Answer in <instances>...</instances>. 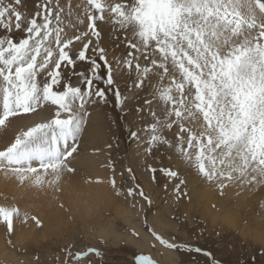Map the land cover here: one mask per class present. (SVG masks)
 I'll list each match as a JSON object with an SVG mask.
<instances>
[{"label": "snow or ice", "instance_id": "snow-or-ice-1", "mask_svg": "<svg viewBox=\"0 0 264 264\" xmlns=\"http://www.w3.org/2000/svg\"><path fill=\"white\" fill-rule=\"evenodd\" d=\"M21 6L22 0H0V28L8 33L0 36V128L29 116L40 122L21 128L0 150V171L6 176L21 183L34 180L37 186L58 185L65 174L77 171L86 125L93 127L89 108L107 104L109 89H114L117 106L150 89L136 108L150 120L130 130L146 155L174 152L221 194L230 185L246 190L264 186V0H82L75 5L68 0L66 6L60 0H40L30 18ZM102 24L115 29L116 47L126 49L113 62L101 46ZM13 29L23 32L22 38L16 40ZM83 61L90 74L76 71ZM102 67L106 88L94 84L102 79ZM125 71L135 73L128 86L131 95H122L116 84V75ZM72 75L78 77L76 83ZM112 150L113 142L106 141L95 154L108 155L112 175L107 183L120 196L126 178L121 173L117 182ZM146 167L155 182L157 168ZM159 171L174 184L177 198L187 196V181L179 171ZM136 195L152 204L139 183L126 190V197ZM21 215L27 222L28 214L18 207L0 206V223L9 234L14 217ZM30 219L42 225L36 216ZM147 231L167 249L186 247L170 243L151 227ZM186 250L201 252L198 247ZM63 251L62 264L101 256L92 247ZM29 264H40L39 257ZM136 264L155 262L139 255Z\"/></svg>", "mask_w": 264, "mask_h": 264}, {"label": "rangeland", "instance_id": "rangeland-1", "mask_svg": "<svg viewBox=\"0 0 264 264\" xmlns=\"http://www.w3.org/2000/svg\"><path fill=\"white\" fill-rule=\"evenodd\" d=\"M39 2L40 0L36 1L32 6L36 7ZM116 2H127V0H116ZM22 7L19 10L23 13L31 9L27 6ZM32 10L36 11V8H32ZM101 29L102 39L106 40L101 39V46L106 47L108 61L113 62L112 57L114 55L122 57L126 49L123 44L116 47L119 41H115L113 37L118 33L110 24H102ZM5 35L8 33L0 28V36ZM11 35L19 40L24 33L13 29ZM88 55L94 54L89 52ZM98 62L103 64L101 61ZM76 71L90 74L89 63L87 61L77 62ZM99 74L102 79L94 81V84L98 88H106L107 86L103 83L105 77L103 67L99 70ZM115 78L122 95H131L128 86L135 79V73L133 72L129 76L125 71L116 75ZM77 80L78 77L72 75V82L76 83ZM149 91L150 89H145L138 96H132L125 105L117 106L114 89H109L107 104L89 108L91 116H94L93 112H100L98 115L101 116L99 120L104 133L102 141H105H100L99 148H103L106 141L113 142L111 159L115 164L117 182L120 183L121 173L126 178L121 195H115L111 186L104 182L99 184H102L107 190V198L101 202L75 206L60 201V206L56 205L55 207L54 204L48 207L49 204H46L42 207V215L48 220V223L44 222L40 227H37L35 222L31 221V224L35 226V230H33L35 233L28 236L23 235V238L18 242L12 238V235L15 234L9 236L6 225H4L3 232L7 236L6 240L10 243L8 249L15 253V258L3 260L0 257V264H20L22 260L24 264H29L36 257H39L40 264H62L65 259L63 250L68 246H71L73 252L87 250L89 247L100 251V257L90 255L79 264H136V257L139 255L149 256L155 264H168L160 261L161 259L156 253L158 252L161 256L163 255L162 251L157 250L152 241L149 242L148 249H141L137 246L140 237L139 235L134 236L132 233L139 232L130 226L125 220L126 217H131L132 221L137 222L139 227L151 238H153L151 233L147 231L149 227L168 239L170 243L186 246L185 248L169 249L175 254L172 257V264H264V186L248 190L250 197L245 202L237 201L232 194L228 195V198L224 195L227 189H224L221 194V190L214 183L205 181L194 169L189 171L188 166L183 164L174 152L161 149L152 155H146L144 145L130 136V130L134 131L150 120L146 114L136 112V108L142 104ZM169 138H172L171 135ZM104 157L106 158H104V162H106L102 164V167L106 170L101 179L107 181L112 175V170L106 166L108 155L104 154ZM147 164L157 168L155 182L151 179L152 174L147 171ZM163 167H171L173 170L179 171L180 178L186 179L187 183L183 186V191L187 192V196L177 198V194L173 191L174 184L159 171ZM128 168L133 169L132 174L127 172ZM131 175H135L136 179L132 180ZM46 179L50 180L51 177ZM12 182L18 186V192L21 191L19 196H24V198L25 195L28 196L26 202L29 200L32 189L36 194L32 193L31 196L34 197L44 186L42 190L48 191V194H43L44 191L40 192H43L42 194L38 193L42 199L44 197L51 198L53 191L55 194L57 190L55 189L56 184H50L49 188L47 182L38 187L34 184V180L21 183L16 177H13ZM136 183H139L150 197L151 205L138 195L135 199L126 197L127 187H134ZM166 183L167 189H165ZM7 186H9L7 182L1 184L0 181V204L10 201ZM29 188L31 189L29 190ZM11 203L14 205L13 202ZM17 205L21 213H28L24 209L26 207L23 208L19 203ZM17 205L14 206L17 207ZM29 209L31 208L29 207ZM30 215L28 214L27 221L31 220ZM43 216L40 218L41 221L44 220ZM156 218L166 222L162 231L156 229ZM23 222L26 224L23 215L14 217V227L20 223L23 224ZM187 247H198L201 252L187 251Z\"/></svg>", "mask_w": 264, "mask_h": 264}, {"label": "bare ground", "instance_id": "bare-ground-1", "mask_svg": "<svg viewBox=\"0 0 264 264\" xmlns=\"http://www.w3.org/2000/svg\"><path fill=\"white\" fill-rule=\"evenodd\" d=\"M36 1H38V0H22V6H27V7L31 8V9L28 8L30 10V12L27 9H26L27 12H25L26 13L25 15L29 18L35 12V10H32V8H36V7L32 6V4H34ZM67 3H68V0H60V4L63 6L67 5ZM77 3H81V0H72L73 5H75ZM31 11H33V12H31ZM102 40L104 41L105 39H102ZM99 110H100V108H99ZM98 113H100V112H97V113L93 112L92 113L94 115V116H91V122H92L93 127H88L86 125L87 131L83 135V143L81 144V149H80L81 155L78 157L77 162H76V169H77L76 173L74 175L73 174H65L63 176V178L58 182V185H55L56 186L55 189H57V187H58L59 190H56L55 194H54V191L52 194H51V192L49 193V195L50 194L53 195L52 197L50 195L51 198L48 199V198L44 197L42 199L41 196H38L39 194L43 193V192L40 193L41 191H44V190H42L44 188V186H43V188L40 187L41 190L38 192L39 194L37 193L38 197L37 196H34V197L31 196L33 193V189H32V193L30 192L29 200L26 202V200H27L26 198H28V196L25 195V198H24V196L23 197L19 196L21 191L18 192L19 191L18 186H16V184L12 182L13 177L12 176H6L2 171H0L1 184H2V182L3 183L7 182V185H9V186H7L8 187L7 193L8 194L10 193V195H9L10 201L6 202L7 204L5 202L1 203L0 206L10 207L13 205L11 202H13L14 205H17L19 203L20 206H23V208L26 207L24 209L26 212L28 211L27 214H31L30 217L36 216L38 219H40L43 216L42 215V207L45 206L46 204H49V205H47V207L50 205L53 206V204L55 207L56 205L60 206L61 202L62 203L66 202L68 204H73L75 206H81V204L82 205L83 204L89 205L90 202H101V201L105 200V198H107V196H106L107 190L104 189L102 184L89 182L90 180H95L96 178L101 179L102 175L104 174V172L106 170L104 167H102V164L106 162V161L104 162V158H105L104 154H102V155L95 154V148L99 147V143H100V141H102L103 134H104L103 128H102L103 126L101 125V122L99 120V118L101 119V116L98 115ZM44 115H47V113H44ZM95 116H100V117H95ZM36 122H40V119L37 117L29 116L28 118H26L22 121H18L16 123H14L12 126H10L7 129L0 128V150H2L9 142L14 140L15 135L21 130V128L23 130H26L27 127L33 126L34 123H36ZM103 141H105V140H103ZM4 179H7V181H4ZM104 179H106V178H104ZM101 180H103V179H101ZM105 182H107V181L105 180ZM33 186H35V185H33ZM48 186L50 188V184H48ZM15 187H16V190H15ZM31 188H32V186H31ZM31 188H29V190ZM53 188H54V186H53ZM53 188L51 187V189H53ZM226 189L227 190L225 191L224 195H226V197H227L228 195L232 194L236 197L237 201L241 200V201L245 202L248 199V197H250V195H249L250 191H248L246 189H242V188L237 187L235 185H230ZM45 190H46V188H45ZM34 191L36 192L35 187H34ZM45 193L48 194V191L47 192L44 191L43 194H45ZM33 195H36V194L33 193ZM9 196H5V197H9ZM46 197H49V196H46ZM14 201H16V202H14ZM29 202H30V204H29ZM17 207H18V205H17ZM29 207L31 209H29ZM43 219L44 220L41 221L42 223H44V222H45V224L48 223L47 222L48 220L45 219L44 216H43ZM125 220L130 224V226H132L136 230H138L140 239L138 240L137 246H139V248L148 249L149 248L148 244L150 241H152L155 244V246L157 247V250L162 251L163 255H161V256L158 254V252L156 253V255L161 259L160 261L167 262L168 264L173 263L172 257L175 256V254L172 250H169L167 248L162 247L158 242L153 240L154 238H151L149 236V234L145 233L139 227V224L137 222L132 221L131 217H126ZM19 221H20V219H19ZM31 221L32 220L27 221L26 224H24V222H23V224L20 223L17 225V227H14V232L12 233V234H15L14 236L12 235V238L14 241L18 242V240H21L23 238L22 237L23 235L28 236L29 234L35 233L33 231V230H35L34 229L35 226L31 224L32 223ZM155 221L157 224L156 229L159 231H162L163 225H166L165 220L162 221L160 218H156ZM98 222H100V221H98ZM3 229H4V224L0 223V257L3 260L14 259L15 253L13 251H10V249H8L10 243H8V241L6 240L7 236L4 235ZM9 236L11 237L10 234H9ZM10 237H9V239H10ZM14 244H15V242H14ZM14 244H12V245H14ZM17 248H19V247H17ZM4 262H6V261H4Z\"/></svg>", "mask_w": 264, "mask_h": 264}]
</instances>
